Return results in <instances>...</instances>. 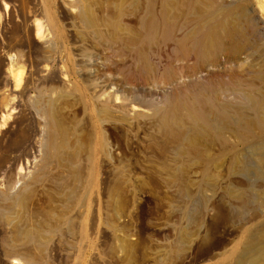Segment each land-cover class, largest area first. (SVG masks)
<instances>
[{
  "label": "rangeland",
  "instance_id": "1",
  "mask_svg": "<svg viewBox=\"0 0 264 264\" xmlns=\"http://www.w3.org/2000/svg\"><path fill=\"white\" fill-rule=\"evenodd\" d=\"M129 1L0 0V264H238L248 246L264 244V154L250 158L245 144L226 132L225 152L234 147L243 161L233 163L225 155L212 170L218 176L210 172L206 178L190 159L193 163L183 162L187 168L179 176V161L152 138L150 108L124 103L117 91L107 102L110 122L95 116L102 102L97 98L115 91L114 76L131 85L138 100L162 104L166 92L185 88L198 79L196 72L206 70L197 68L172 85L126 79L119 60L123 55L111 47L105 32L113 21L123 28L132 23ZM217 1L215 5L235 0ZM235 2L246 5L264 28V0ZM121 3L125 8H117ZM221 58L224 64L209 66L199 80L220 79L239 92L251 88L253 96L258 91L264 110V85L257 79L249 82L256 69L264 72V64L253 60L250 67L238 68ZM247 70L250 76H245ZM223 97L243 101L228 92ZM49 104L67 129V144L79 137L82 143L99 123L109 126L110 157L95 158L73 197L67 194L73 181L62 163L52 160L45 169L49 129L43 110ZM263 110L259 113L264 115ZM254 128L252 142L259 144L264 131ZM20 193L24 200L18 206L13 200ZM23 229L34 238L17 233Z\"/></svg>",
  "mask_w": 264,
  "mask_h": 264
},
{
  "label": "bare ground",
  "instance_id": "2",
  "mask_svg": "<svg viewBox=\"0 0 264 264\" xmlns=\"http://www.w3.org/2000/svg\"><path fill=\"white\" fill-rule=\"evenodd\" d=\"M216 1L131 0L126 3V7L130 12L128 19L132 23L127 24V26L123 28L119 24V21L116 20L110 23L109 29L105 32L111 47L117 49L123 55V58L119 60L120 64L124 67V72L127 76L126 79H137L142 81V83H152V85H172V83L178 78H181V76L183 77V75L187 74L191 75V73L200 70H197V68L206 70H208L207 68L209 66H218V68H220V61H222L220 58L222 55L226 57V61L228 59L227 62L231 60L234 62V66L237 65V67L244 66L245 64L250 67L249 61H251L250 63L252 65L253 60L257 61L259 65H263L264 28L258 27L257 21L249 13L246 5L243 6V4H241L242 2H235V0L233 1L234 3L215 5L218 4V1ZM121 6L124 7L121 3L117 8H121ZM81 14L86 18L88 12L83 8ZM191 61H193V63H190ZM176 64L178 66L180 64V66L178 67ZM159 67H161L162 71ZM250 69L252 70V68ZM206 70L205 72H201V75H203L202 73H206ZM217 70L216 68V71ZM256 70L257 71L252 74L253 77L249 79L250 81L247 79V82L249 81L252 83L253 81L251 80H255L256 82L257 79V81L259 80L264 85V72L258 69ZM210 71L213 70L210 69ZM216 71H213V73ZM253 71L255 70L253 69ZM196 73V76H198L199 72ZM236 73H240L241 75V70ZM201 75L200 77H196L194 74L195 78L198 79H195L191 84H189L190 82L186 84L185 88H180L179 86L177 89L166 92V94L161 97L163 98L162 104L138 100L137 94H131L134 93L132 92L134 90L130 87L131 85L121 84L120 80L114 76L113 83L116 84L114 88L115 91L109 93L108 91L104 92L102 89L100 93L104 92V97L100 96L97 98L98 100H96L99 101V99H102V102H100L101 105L97 110H91L96 111L95 116L104 115L106 118H103L109 121V119H107V115L109 114L107 102L109 98L113 96L117 97V91L121 92L120 98L124 103H136L139 106L150 108L151 115H149V120H151L155 128L153 130L155 133H152V138L156 140V143H158L165 152L173 153L172 157L175 159L173 161H179L180 164H177L176 171L174 169L178 175L182 174L187 168L186 164L183 162L190 159L194 160V163L200 168L201 175L206 178L207 176L209 177L210 172L213 173L217 166L220 165L222 162L220 159L225 155L230 157L233 163H238L239 158L243 161L244 159L242 160L238 154L239 151L237 152V150L233 149L234 147L228 148L230 151L225 152V145L227 144L226 132H231L240 142L245 144L244 146L247 147V153L250 158H254L253 156L255 155L261 157L264 154V139H262L259 144L252 142L255 134L253 133L255 132L253 131L254 127V129L259 127L264 131V115L263 113H259L263 109H261V103L256 98L259 96H257L259 92L257 91V94H255L256 96H253L249 92L251 83L249 84V90L247 89L244 92H239L237 91L239 90L238 87H235L236 91L231 90L232 88L229 89L231 86L226 83H221L220 79L218 83L202 81L203 79L199 80V78H202ZM248 75L249 71L245 76ZM231 76L233 80L234 76ZM237 76L239 75L237 74ZM238 80L240 79L238 78ZM125 89L127 93L123 92ZM227 92L232 94L234 98L239 97L243 99V101H236V99L235 101L227 100V98L223 97ZM237 94L239 95L236 96ZM261 99L264 100L263 97ZM122 101L121 103H123ZM262 103H264V101ZM51 105L52 104H49L50 107L43 110L45 111V118H47V124L45 123V126H48L47 129H49V135H47L48 137L45 135L47 140L44 142L45 169L52 160H57L58 163H62L65 167L66 174L68 173L67 177L71 178V181H73L71 186H67L65 183V186L68 187L67 194L73 197L76 196V192L80 190L79 188L81 185H79V183H82V181H79L80 176L87 169L91 170L93 168L95 158L102 156L108 159L110 157L108 154L109 126L103 127L98 119V123L101 127L99 124L95 125L91 132L84 136L86 138L82 143H80L82 140L79 139L81 134L79 135L77 132L74 133V135H79H76V137H79L77 140H80V142H70L73 143V145L68 143L72 145L69 146L65 135L67 129L63 128ZM260 130L258 129V131ZM258 133L260 135V132ZM255 140L257 141L256 137ZM212 149L215 151H212ZM244 149L246 148L244 147ZM262 159H264V157ZM259 165L261 164L259 163ZM262 168H264V166ZM88 172L91 174V171ZM88 172L87 175H89ZM86 177L89 176H85V178ZM82 178L83 177H81V179ZM85 183L83 182V185ZM182 190H184V188H182ZM261 193L260 191V195L262 196ZM23 200L24 194L20 193L14 197L13 201L16 205L21 206ZM0 214L3 215L2 212ZM261 230L262 229H260V232H262ZM17 233L27 239L34 238V233L25 229L19 230ZM250 239L252 238L250 237ZM242 254L238 264H264V244H253L252 246H248Z\"/></svg>",
  "mask_w": 264,
  "mask_h": 264
}]
</instances>
